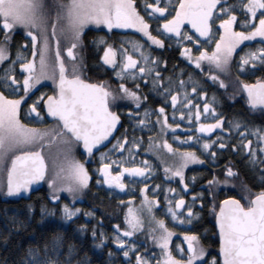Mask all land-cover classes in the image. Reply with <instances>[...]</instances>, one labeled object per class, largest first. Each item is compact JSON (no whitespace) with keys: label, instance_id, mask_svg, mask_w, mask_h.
Listing matches in <instances>:
<instances>
[{"label":"snow or ice","instance_id":"6c2138e0","mask_svg":"<svg viewBox=\"0 0 264 264\" xmlns=\"http://www.w3.org/2000/svg\"><path fill=\"white\" fill-rule=\"evenodd\" d=\"M161 4L163 6H160ZM138 7L146 14L147 19L137 10ZM237 11L243 16L239 21V27L247 29L246 31L238 30L233 26L234 21L238 19ZM221 16L224 18H220ZM156 20H159L156 26L157 34L153 35L149 21ZM89 24L103 25L109 30L135 29L142 38H146L149 47L151 45L162 47L164 41L160 36H164L169 41L175 38L180 48V55L187 58L196 68H201V62L207 61L210 72L205 75L213 81H219L221 87H224V82L219 79L216 72H223L229 67L234 58V50H238L237 45L242 41L261 38L260 44L255 49H246L241 54L238 61L239 68L244 69L247 64L257 63L264 66V0H235L233 4H228L227 0H178L174 4L171 0H155V2L140 0L139 5L134 3V0H52L48 6L45 5L44 0H0V31L3 33L0 36V61L5 62V66L0 71V166L6 167L5 181L0 184V191H4L7 195L21 191L27 193L31 184L46 180L49 198L52 201H57L61 192L67 193L69 203L60 204L62 218L74 216L79 209L71 207L70 202L89 183V171L84 162L71 155L72 148L74 145L81 148V155L87 161L94 153L95 146L101 145L102 141L110 138V133L115 134L113 130L120 117L112 110L111 102L124 99L139 106L141 96L138 81L141 77L150 82L149 91L158 92L163 97L165 106L171 103L174 119L178 116L181 120L187 117L192 121L194 115L197 134L218 130L217 135L211 140L208 138L200 140L198 135L187 137L189 141L195 140L200 143L202 152L209 151L210 145L216 140L220 141L217 147L224 149L231 135L240 132L237 139L242 143L243 151L249 153L250 162L255 164L257 148L253 147L248 139L243 138L250 134L255 138L254 143L258 144L259 162L264 166V130L249 129L236 119L229 121V127H222L224 117L220 116L213 107L215 98L206 97L204 92L199 93L200 100L206 101L203 103V113L199 110V105L193 112V100L189 99V95L195 93L196 88L195 86L192 89L186 88L191 73L189 80H180L178 83L173 80L170 86L165 87L171 78L164 77L162 80L160 72L156 71L157 65L164 61L153 56L149 48L144 46L145 42L142 39L129 41L127 49L123 47V43L117 48L103 40L97 41L98 46L103 44V52L99 60L103 65L115 69L113 76L117 79L136 81L133 88L127 87L126 83H120L118 92H113L104 81L96 83L81 79L79 66L72 61L78 55L76 49L81 43V33ZM215 25L219 26V36L215 39L211 53L206 52L204 47H199L198 54L193 57L192 49L186 46L185 42L198 46L202 43L200 38L211 40L217 31ZM17 27L22 28L26 37L31 38L32 52L29 56L21 57L18 50L15 57L9 58L6 44L10 34ZM186 29L194 30L193 35H190ZM61 39L66 44L62 49ZM130 50L135 55L129 54ZM64 53L67 54L69 61L67 65L63 58ZM19 59H23V62L19 63L22 72L15 73V64ZM46 79L52 81L54 90L48 94L40 93L31 103H27L26 111L30 116L35 114L38 122L46 118L44 117L46 112L47 117L55 123L45 128L31 127L21 122L18 110L39 86L40 81ZM241 87L246 94L247 104L252 109L257 107L264 109V80L257 79L255 83L241 82ZM176 88L179 90H174ZM41 101L42 110H40ZM152 111L146 108L144 112L137 113L139 120L134 123V128L147 127ZM155 111L158 128L162 127L165 130L179 128L180 125L177 123L169 124L165 118V107L157 105ZM132 115L129 109V116ZM202 119L211 122L201 123ZM126 131L127 129L125 133ZM221 132L228 135H221ZM126 143L128 151L132 152L138 147L139 139L134 137L129 142L125 134L113 140L109 148L103 152L96 153L99 166L94 167V171L98 176L103 177V185L108 186L109 189L126 187L121 179L124 173H127L129 178L133 176L143 178L151 172L150 167H142L137 162H132L131 166L126 167L127 153L115 155L117 152H123ZM159 143L160 141L157 140L156 144ZM51 144L56 145L59 164L56 165L54 160V168L49 174L42 149ZM163 147L172 152L167 140L163 141ZM232 147L235 150L237 145L234 144ZM132 154L135 161L134 152ZM175 155L179 158L178 163L175 168H166L165 172L173 177H179L180 184L187 189L184 167L189 163L199 162L200 157L189 150L177 151ZM215 156L216 152L213 151V160ZM143 163L148 164L147 161ZM111 165L118 166L119 171H111ZM233 173L231 167H226V178L223 181H218L213 175L206 183L209 186L214 183L227 184L229 182L227 177L232 176ZM97 183H100L99 179ZM145 187L141 184L142 204L151 211V205L156 204L157 199L155 195L149 199L145 195ZM158 187L157 185L153 188L154 193ZM164 192L166 212L173 221L178 220L180 224L190 223L193 215H199L193 212L190 203L185 204L184 197L179 195L176 189H171L173 196L177 197L175 207H172L168 198L167 187ZM209 195L212 193L209 192ZM131 199L129 197V201ZM193 199H196V194H193ZM244 200L245 203H241L240 200L227 196L220 200L219 208L215 210L216 228L219 233L218 258H207L206 249L201 245L196 232L181 233L184 238L182 243L187 245L186 253L180 243L176 247L186 258H177L169 249L172 231L165 226L163 219L155 220V227L149 229L148 235V240L154 241L156 247L161 249L155 264H204L205 259H208V264H264V189L252 194L250 198L245 194ZM210 207L214 208V205ZM177 210L186 211L188 217L180 215ZM41 211L43 212L44 209L42 208ZM90 214L85 213V215ZM125 225L124 228L113 225V244L123 247L122 255L129 264H153L147 250L141 254L140 251H136V244L126 239L133 237L140 229L139 217L131 208L125 212ZM93 236L95 237V233ZM104 240L105 236L101 233L97 247ZM57 243L58 240L54 239L53 252ZM69 248L71 249V246ZM134 251L135 258L132 260L131 253ZM24 264H61V262L55 255L51 257L48 255V246L45 245L43 257L37 250L29 248Z\"/></svg>","mask_w":264,"mask_h":264},{"label":"trees","instance_id":"16d2710c","mask_svg":"<svg viewBox=\"0 0 264 264\" xmlns=\"http://www.w3.org/2000/svg\"><path fill=\"white\" fill-rule=\"evenodd\" d=\"M44 2L48 6L52 3V0H44ZM139 2L140 0H134V3L137 5H139ZM149 2H155V0H149ZM171 2L174 4L178 0H171ZM234 2L235 0H227L228 4H233ZM160 6H163V4ZM137 10L141 11L139 7ZM172 10L174 11V7ZM141 15H144L147 19L143 11H141ZM237 16V21H234V28L246 31L247 29L239 27V21L243 19L239 11H237ZM164 18L166 19L167 16ZM220 18L224 17L221 16ZM149 23L152 34L156 35V26L159 20L149 21ZM182 27L184 26L182 25ZM215 28L217 31H215L214 37L211 40L202 39V43L198 46L185 42L186 46L192 49L191 54L193 57L198 54L199 47H204L206 52L211 53L212 47L215 45V39L219 36V26L215 25ZM188 31L190 35H193L190 30ZM2 35V31H0V36ZM160 38L164 41L162 47H157L156 45L149 47L146 40L135 33L88 28L81 34V43L76 49L78 55L72 62L78 64L79 75L83 80L96 83L104 81L113 92H118V85L120 83H126L127 87L133 88L134 84L137 83L136 81L117 79L113 76L115 69L106 67L99 60V56L103 52V44L98 46L97 41L103 40L117 48L123 43V47L127 49L129 48V41L142 39L145 42L144 46L149 48L151 54L158 57L159 60L164 61V63L157 65L156 71L160 72L162 80L164 77L171 78L165 87L170 86L173 80L177 83L180 80H189L191 73V79L186 84V88L192 89L194 86L196 88L195 93L189 95V99L193 100V112L196 110L197 105H199V110L203 113V103L206 101L200 100L199 93L204 92L206 97L215 98L213 107L217 109L220 116L224 117L222 127H229V121L236 119L249 129L258 128L264 130V111H252L249 109L241 87V82L255 83L257 79L264 80V66H261L259 63L256 65L247 64L244 69H240L238 66L241 54L246 49H255L260 44V40H254L239 46L238 50L234 51V58L231 60L229 67L223 72H216L219 79L224 82V87H221L219 81H213L205 75V73L210 72V65L207 61L201 62V68H196L187 58L180 55V48L177 46L175 38L171 41L164 36H160ZM22 41H26V43H22ZM6 47L9 52V58L15 57L18 50L21 57L29 56L32 52L31 40L26 37L23 29L12 31ZM129 54L135 55L131 50ZM63 58L67 65L69 63L67 54L64 53ZM119 59L118 52L117 64ZM22 62L23 59H19L16 62L15 73L21 72L19 70V63ZM4 66L5 62L1 64L0 71H2ZM253 68L255 69L254 71L252 70ZM177 73H180V75H177ZM138 83L140 84L139 95L141 96L139 106L133 105L131 101L124 99H117L111 102L113 104L112 110L116 111L121 119L119 130L113 140L125 134L129 142L134 137L138 138L139 145L136 149L132 150L135 154V161H133L132 152L128 151L127 143L123 152H117L115 155L120 156L127 153L126 167L131 166L132 162H137L142 167H150V174L143 178H129L128 174L124 173L121 179L126 187L124 189H115L114 187L109 189L103 185L102 176H98L97 172L94 171V167L98 168L99 166L98 157L94 155L85 161L79 154V147L74 145L72 149L73 156L84 162L85 167L89 171V183L70 202V206L78 208L79 211L72 217L67 219L62 218L60 204L69 203V200L61 195L57 201H52L49 198L46 181H44L43 188L31 195L28 200H7L4 197V193L0 194V264H24L29 248L37 250L39 255L43 257L45 245L48 246V255L50 257L55 255L61 264H129V261L122 255L123 247L112 242L114 234L113 225L116 224L120 228L126 227V210L129 208L134 210V208L137 209L142 205L141 184L146 186L145 195L149 199L155 195L157 203L152 204L151 217H147L146 214V217L142 219L140 229L134 233L133 237L126 238L128 242L136 244V251L144 254L145 250H147L148 254L152 257L153 264H155L161 253V249L156 247L154 241L150 242L148 240L149 229L155 227V220L163 219L165 226L172 231L169 249L174 256L179 259L186 258L176 247L180 243L181 248L186 253L181 233L196 232L200 238L201 245L206 249L207 258H218V240L214 227V217L215 210L219 208L220 200L225 199L227 196H232L240 200L241 203H245V194L250 198L252 194L264 189V166L259 162L260 153L258 151V144L254 143L255 138L250 134L243 137L244 139H248L253 147L257 148V162L255 164L250 162L249 153L243 151L242 143L237 139L240 136V132L231 135V139L224 149L221 150L217 147L220 141L216 140L214 144L210 145L209 151L202 152L200 143L195 140L189 141L187 137L198 135L200 140L204 138L211 140L213 136L217 135L218 130L214 129L212 133L197 134L195 132L194 115L192 121H189L187 117L184 120H181L178 116L174 119L171 112V108L173 107L171 103L169 102L165 106L164 99L158 92L149 91L150 82L146 81L144 77H141ZM53 90L54 87L43 85L33 91L23 107L18 111V117L22 123L36 128L49 127L55 123H47L44 119L42 122H38L26 111L27 103H31L40 93L48 94ZM174 90L179 89L176 88ZM157 105L165 107V118L169 124L177 123L180 125L179 128L165 130L162 127L158 128L156 126L157 113L155 109ZM42 108V102H40V110ZM146 108L153 110L148 120V126H137L134 128V123L139 120L137 113L144 112ZM129 109L133 113L131 117L129 116ZM209 122L211 121L201 120V123ZM125 129H127L126 133ZM220 134L224 136L228 135L222 132ZM160 139L162 141L167 140L171 145L172 151L175 153L177 151L189 150L194 151L200 157L199 162H193L184 167L183 173L185 183L188 184L187 189H184L180 184L179 177H173L171 174L165 172L168 166L166 161L161 159L160 151L156 146V141ZM234 144L237 145L235 150L232 147ZM53 145L55 144L48 146ZM48 146H45L42 151ZM109 146L105 149L109 148ZM105 149L100 152H103ZM145 149H148V151H145ZM213 151L216 152L214 160L212 158ZM144 161H147L148 164L145 165ZM226 167H231L234 170L233 175L227 177L229 181L227 184L214 183L209 186L206 183V181L212 179L213 175H215L218 181H223L226 178ZM110 170L119 171V168L116 165H111ZM5 172L6 170L4 171V175ZM98 179L100 183H97ZM157 185L159 187L154 193L153 188ZM165 187L169 189L168 198L171 201L172 207H175V200L177 198L171 192V189L174 188L179 195L184 197L185 204L190 203L193 212L199 215H193L190 223L180 224L178 220L173 221L171 216L166 212ZM209 192L212 195H209ZM193 194H196V199H193ZM129 197L132 198L131 201H129ZM212 205H214V208L210 207ZM183 207L184 205H182ZM42 208L44 209L43 212L41 211ZM177 211L185 218L188 217L186 211ZM85 213L91 214L85 215ZM93 233H95V237ZM101 233L105 236V240L100 242L99 247H97ZM54 239L58 240L55 252L52 250ZM69 246H71V249ZM134 258L135 251L131 253V259L134 260ZM208 259L204 260V264H208Z\"/></svg>","mask_w":264,"mask_h":264},{"label":"rangeland","instance_id":"374dc122","mask_svg":"<svg viewBox=\"0 0 264 264\" xmlns=\"http://www.w3.org/2000/svg\"><path fill=\"white\" fill-rule=\"evenodd\" d=\"M186 23V22H185ZM88 28H94V29H103V30H105V31H111V30H114V31H119V32H131V33H135V34H138L140 37H141V35L135 30V29H111V30H109V29H107V28H105L103 25H92V24H89V25H86L85 26V29H88ZM16 29H22V28H20V27H17ZM84 29V30H85ZM192 33H194V30H190ZM82 34V33H81ZM198 35V34H197ZM27 38H29L30 40H31V38L30 37H27ZM142 38V37H141ZM144 40H146V38H143ZM201 40L203 39V40H205V38H200ZM254 40H261V38H259V37H255V38H253V40L252 41H254ZM247 42H251V41H242L241 42V44L240 45H237V48L239 47V46H241L242 44H244V43H247ZM60 46H61V49L63 48V47H65L66 46V44H65V42L63 41V39H61V41H60ZM235 51V50H234ZM66 54V53H65ZM63 56H64V54H63ZM4 61H0V66H1V64L3 63ZM103 63V62H102ZM106 67H109V68H112V67H110V66H107V65H105ZM19 70L22 72V70L19 68ZM43 85H48L49 87H54L53 86V83H52V81L51 80H43V81H40V83H39V86L38 87H36V89H38L40 86H43ZM35 89V90H36ZM34 90V91H35ZM42 102V101H41ZM19 111V110H18ZM32 116L31 117H33L36 121H38V118H36L35 117V114H31ZM50 127V126H49ZM160 141V143H159V145H157L156 144V146H157V148H158V150L160 151V154H161V159H164L165 161H166V164H167V166L168 167H172V168H175V165L178 163V156L177 155H175V152H169L167 149H165L164 147H163V141L160 139L159 140ZM73 149V148H72ZM29 150H31V149H29ZM42 155L44 156V158H45V163H46V166H47V171L49 172V174H51V172H52V170H53V168H54V160H55V162H56V165H58L59 164V160L57 159V151H56V145H53V146H48L47 148H45L43 151H42ZM71 155L73 156V152H71ZM9 159H10V157H9ZM190 164V163H189ZM189 164H187V165H189ZM167 167V168H168ZM6 170V167L5 166H0V184H2L4 181H5V175H4V171ZM6 173V172H5ZM133 177H135V176H133ZM103 178V177H102ZM46 181V180H45ZM46 186H47V189H48V191H49V187H48V184H47V181H46ZM107 188H109L108 186H106ZM4 193V191H0V194H3ZM64 196L67 200H68V198H67V193H64V192H61L60 194H59V196ZM151 208H153V206L151 205ZM152 210V209H151ZM133 212L139 217V220H140V224L142 223V219L144 218V217H146V214H147V217H151V211H149V208L147 207V206H145V205H141L139 208H134V210H133ZM182 239H184V238H182ZM170 240H171V238H170ZM170 240H169V242H170ZM185 245V247H186V249H187V245L186 244H184Z\"/></svg>","mask_w":264,"mask_h":264},{"label":"water","instance_id":"95a60500","mask_svg":"<svg viewBox=\"0 0 264 264\" xmlns=\"http://www.w3.org/2000/svg\"><path fill=\"white\" fill-rule=\"evenodd\" d=\"M242 91H243V89H242ZM243 94H244V97H245V99H246V101H247V97H246V94L244 93V91H243ZM247 105H248V104H247ZM42 107H43V104H42ZM248 107H249V109L252 110V111H256V110H262V111H264V109L259 108V107H257L256 109H252L249 105H248ZM44 117H46V118H44V120H45L47 123H53V122H55V121H53L50 117H47V113H46V112L44 113ZM120 124H121V119H119V121L117 122V126H116V127L114 128V130H113L115 134L113 135V134L110 133V134H109V135H110V138H106L105 141H102V142H101V145H97V146H95L94 153H93L90 157L96 155L97 152L102 151L103 149H105L107 146L110 145V143H111V142L113 141V139L115 138L117 131L119 130ZM81 152H82V149L79 148V154H80V155H81ZM81 156L84 158L83 155H81ZM90 157H89V158H90ZM89 158H88V159H89ZM84 159H85V158H84ZM45 164H46V163H45ZM46 169H47V166H46ZM44 181H45V180H41V181H37V182H35L34 184H31V185L29 186V191H28L27 193L21 191V192L16 193V194L7 195V194L4 192V197H5L7 200H15V201H16V200H19V199L28 200L29 197H30L31 195H33V194L39 192V191L43 188ZM214 227H215L216 236H217L218 245H219V233H218V229L216 228V219H215V217H214ZM218 257H219V251H218Z\"/></svg>","mask_w":264,"mask_h":264}]
</instances>
